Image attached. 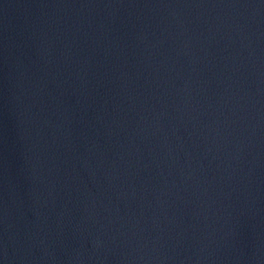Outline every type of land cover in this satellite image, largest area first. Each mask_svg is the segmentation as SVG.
<instances>
[{"label": "water", "instance_id": "obj_1", "mask_svg": "<svg viewBox=\"0 0 264 264\" xmlns=\"http://www.w3.org/2000/svg\"><path fill=\"white\" fill-rule=\"evenodd\" d=\"M0 264H264V0H0Z\"/></svg>", "mask_w": 264, "mask_h": 264}]
</instances>
